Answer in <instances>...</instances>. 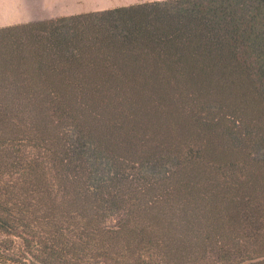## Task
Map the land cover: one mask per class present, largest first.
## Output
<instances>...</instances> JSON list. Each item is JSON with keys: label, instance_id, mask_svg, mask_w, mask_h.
<instances>
[{"label": "trees", "instance_id": "16d2710c", "mask_svg": "<svg viewBox=\"0 0 264 264\" xmlns=\"http://www.w3.org/2000/svg\"><path fill=\"white\" fill-rule=\"evenodd\" d=\"M0 264H264V0L0 28Z\"/></svg>", "mask_w": 264, "mask_h": 264}, {"label": "rangeland", "instance_id": "374dc122", "mask_svg": "<svg viewBox=\"0 0 264 264\" xmlns=\"http://www.w3.org/2000/svg\"><path fill=\"white\" fill-rule=\"evenodd\" d=\"M0 0V28L16 25L17 21L30 17L59 14L58 17L102 11L110 6H129L148 0ZM44 5V6H43ZM88 6L91 9L88 10ZM41 7V8H40ZM40 8V9H39ZM55 17V18H58ZM54 19V18H53ZM21 24V23H20ZM23 24V23H22Z\"/></svg>", "mask_w": 264, "mask_h": 264}, {"label": "crops", "instance_id": "0c3cea01", "mask_svg": "<svg viewBox=\"0 0 264 264\" xmlns=\"http://www.w3.org/2000/svg\"><path fill=\"white\" fill-rule=\"evenodd\" d=\"M42 1H44L43 2V4L45 3V2H49V0H42ZM149 2H151V1H160V0H148ZM131 4H134V2H132ZM45 5V4H44ZM43 5V6H44ZM127 6V5H126ZM117 7H121V6H110V7H107V8H109V9H113V8H117ZM41 8V7H40ZM39 8V9H40ZM89 9H91V7L90 6H88V10ZM59 16V14H55V15H53V14H50V15H46V16H39V17H30V18H28V19H24V20H20V21H17V22H15L14 24H22V23H27V22H32V21H41V20H48V19H53V18H55V17H58Z\"/></svg>", "mask_w": 264, "mask_h": 264}]
</instances>
